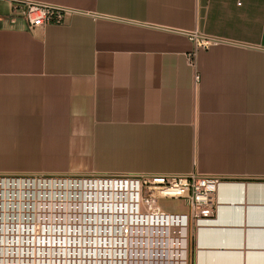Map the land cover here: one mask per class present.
<instances>
[{"label":"crops","instance_id":"1","mask_svg":"<svg viewBox=\"0 0 264 264\" xmlns=\"http://www.w3.org/2000/svg\"><path fill=\"white\" fill-rule=\"evenodd\" d=\"M32 1L77 13L0 21V138L89 125L133 141L127 171L220 177L190 264H264V0Z\"/></svg>","mask_w":264,"mask_h":264},{"label":"built area","instance_id":"2","mask_svg":"<svg viewBox=\"0 0 264 264\" xmlns=\"http://www.w3.org/2000/svg\"><path fill=\"white\" fill-rule=\"evenodd\" d=\"M0 1L8 6V13L0 15V21L7 20L11 25L22 22L29 29L61 25L77 13L68 7L32 0ZM188 36L200 48L217 42L197 31ZM100 181L113 182L118 187L115 192L118 199L109 203L110 206L111 203L119 204L123 211L113 217L109 210L108 214L99 213L102 216L99 220L90 213L88 220L84 218V225L89 227L87 237L90 238L93 231V237L100 238L97 246L91 242V249L82 250L80 241L86 236L82 237L80 228L76 233L68 234L72 241L69 239L67 244L64 232L53 234L51 239V235L33 230L22 233L23 241L18 244V235L14 231L0 228V264H190L192 234L216 217L220 204L217 191L222 181L220 177L197 173L151 174ZM104 194L106 196V191ZM166 199L182 202L186 210L177 213L159 211L158 201ZM3 216L2 208L0 225L9 219Z\"/></svg>","mask_w":264,"mask_h":264},{"label":"rangeland","instance_id":"3","mask_svg":"<svg viewBox=\"0 0 264 264\" xmlns=\"http://www.w3.org/2000/svg\"><path fill=\"white\" fill-rule=\"evenodd\" d=\"M81 129L76 136L57 132L19 134L12 140L0 138V180L79 182L151 175L126 170L133 141L111 138L112 134L90 130L89 125ZM157 208L165 213L186 210L182 202L169 199L159 200Z\"/></svg>","mask_w":264,"mask_h":264},{"label":"bare ground","instance_id":"4","mask_svg":"<svg viewBox=\"0 0 264 264\" xmlns=\"http://www.w3.org/2000/svg\"><path fill=\"white\" fill-rule=\"evenodd\" d=\"M111 183L112 184H110L109 181L105 182V181L96 180L90 182L88 187L89 190H87L86 192H83L79 189L77 191H70L69 195L73 196L74 199H76L77 196H86V201L80 203V201L72 200L71 202H67V204L70 205L69 207H66L65 205L67 204H65L64 202L62 204L60 203V205H57L56 208H52V209L50 208L45 209L44 207L41 209H34L29 206L18 207L17 205H14L11 202L10 208L8 209L7 213L3 214L4 216L9 217V219L7 218L8 220L4 221L3 224L0 225V228L7 232L9 230L14 231V233L18 235V237H16V240L18 239L17 241L18 244L22 243L23 241L22 240L23 237L21 236V233L24 234L27 230H33L36 233L45 232L46 235H51L50 237L51 239H53L52 237L53 234H57L58 232H64L65 244H67L69 239L72 241V237L68 238V234L76 233L77 231H79L80 228V233L82 234V237L86 236V238H84L85 239L84 241L83 239H81L80 244L83 247L82 250H85L87 252L89 247L90 249L93 247V245H89V244L95 243V246H97L100 240L99 237H93V231H91V237L90 238L87 237L89 234L88 233L89 227L84 225V221L88 220L89 215L91 214L90 215L91 217L95 215L96 219L99 220V217H102L99 215V213H104V212L106 213L109 210V212L112 213V217H113L118 215L120 213V210L123 211V208L122 207L120 208L119 204L111 203L110 206L109 202L118 199L119 197L115 193L118 192V187H116L113 182ZM221 183L222 181L218 184L217 191ZM104 191H106V196L104 194ZM108 191H111V193L109 194ZM22 194L29 195V193L27 194L22 193ZM0 195H4V193H0ZM27 210L36 212L37 214L36 217L39 220L34 221V224L29 225L22 222V218L20 215L22 214L23 211L25 212L26 215ZM13 212H19L20 215L19 214L13 215ZM68 212H70L71 214ZM97 233L98 232L96 231V234ZM56 242L60 243L57 240ZM34 243L36 244V240L34 241ZM13 244L16 245L15 242H13Z\"/></svg>","mask_w":264,"mask_h":264},{"label":"flooded vegetation","instance_id":"5","mask_svg":"<svg viewBox=\"0 0 264 264\" xmlns=\"http://www.w3.org/2000/svg\"><path fill=\"white\" fill-rule=\"evenodd\" d=\"M92 180L85 181H37V180H0V210L3 208V214H6L10 208V203L18 207L29 206L34 209L41 208H56L60 203L67 204L72 200L81 202L86 201V196H77L76 199L69 195L70 191H77L78 189L88 188ZM101 188V187H100ZM106 189V188H105ZM9 192L10 195L7 196ZM14 193V194H11ZM29 193V195H23ZM82 205V204H81ZM69 207L70 205H65ZM70 213V212H68ZM81 213V212H80ZM20 215L19 212H13V215ZM71 214V213H70ZM36 212L27 211L20 215L22 222L27 224H34V221L39 220L36 217ZM4 218L6 216H3ZM18 223V220H17ZM3 224V223H2ZM56 224V223H54ZM22 235V233H21ZM85 239H83L84 241ZM36 246V244H34ZM33 245V246H34Z\"/></svg>","mask_w":264,"mask_h":264}]
</instances>
